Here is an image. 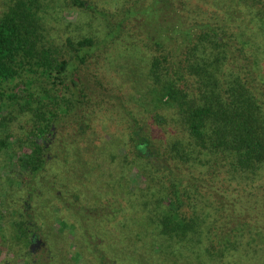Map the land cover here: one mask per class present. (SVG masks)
<instances>
[{
  "label": "trees",
  "instance_id": "1",
  "mask_svg": "<svg viewBox=\"0 0 264 264\" xmlns=\"http://www.w3.org/2000/svg\"><path fill=\"white\" fill-rule=\"evenodd\" d=\"M149 1H134L123 10L116 28L114 25L102 41L66 38L61 47L43 33L42 0L4 3L0 11V160L7 153L14 156L15 168L26 171L33 182L46 167L47 146L60 124L75 116L85 122L83 105L104 90L116 94L127 116L136 118L131 124L135 148L139 156L148 152L146 157L157 172L161 165L168 168L174 158L165 154L158 139L168 145L166 137L147 134L141 124L142 118L144 123L151 118L152 131L158 133L159 116L165 109L184 114L180 120L197 149L213 153L210 165L205 160L202 164L213 169L214 181L224 175L264 170V59L249 37L246 23V17L254 15L250 22L254 19L255 26L264 27V0ZM75 3L93 9L85 1ZM131 23L152 46L150 66L144 73L135 58L137 38L133 44L120 38ZM109 36L118 37L112 38L121 56L116 67L112 55L101 47ZM189 76L195 78L193 91L183 87ZM137 78L145 87L141 84L133 96L130 83L136 84ZM89 123L91 126V120ZM169 127L176 129L175 124ZM175 153L191 161L182 147ZM88 163H84L86 172ZM196 180L178 174L170 196H165L167 207L153 217L162 238L200 235L201 224L197 217L189 218L182 194L185 183ZM231 197L236 201H226L225 211V206L232 214L238 205L246 209L238 198ZM244 228L235 220L229 230L220 231L224 240L217 245L225 251L237 249L238 243L230 238L242 235ZM131 256L136 257L135 253ZM174 263L178 264L177 257Z\"/></svg>",
  "mask_w": 264,
  "mask_h": 264
},
{
  "label": "rangeland",
  "instance_id": "2",
  "mask_svg": "<svg viewBox=\"0 0 264 264\" xmlns=\"http://www.w3.org/2000/svg\"><path fill=\"white\" fill-rule=\"evenodd\" d=\"M9 1L0 0V11ZM82 1L93 9L81 8L75 0H42L43 33L58 46L66 38L102 41L116 28L120 13L139 0ZM253 17H246L248 35L264 59V27L255 26L254 19L251 23ZM136 27L127 24L120 38L130 44L137 38L134 53L144 73L150 66L152 46ZM112 38L118 37L109 36L101 47L112 55L116 67L121 56ZM136 84L130 83L132 95L141 88L138 78ZM195 86L191 76L183 81L189 91ZM98 92L92 95V102L83 105L85 122L75 116L60 124L47 146L46 167L33 182L26 171L15 168L14 156L7 153L1 158L0 264H175V257L178 264H264V170L224 175L214 181L213 169L202 164L205 160L209 166L213 153L197 149L180 120L184 114L165 109L159 116L158 133L152 131L151 118L147 123L142 118L141 124L147 134L166 137L168 145L157 138L165 154L174 158L168 168L161 165L157 172L146 157L148 152L139 156L135 148L131 124L136 118L127 116L116 94ZM261 97L264 101V89ZM173 124L176 129L170 130ZM179 147L190 155L182 156L191 161L178 157ZM178 174L197 179L185 183L182 194L189 218L197 217L201 224L200 238L165 239L158 233L153 217L167 207ZM231 196L246 209L238 205L232 214L225 206V211L226 201H236ZM235 220L242 222L244 233L230 238L238 243L237 249L225 251L217 245L224 240L220 231L229 230Z\"/></svg>",
  "mask_w": 264,
  "mask_h": 264
},
{
  "label": "flooded vegetation",
  "instance_id": "3",
  "mask_svg": "<svg viewBox=\"0 0 264 264\" xmlns=\"http://www.w3.org/2000/svg\"><path fill=\"white\" fill-rule=\"evenodd\" d=\"M32 239H33V241H34V240H36V237L33 236Z\"/></svg>",
  "mask_w": 264,
  "mask_h": 264
}]
</instances>
